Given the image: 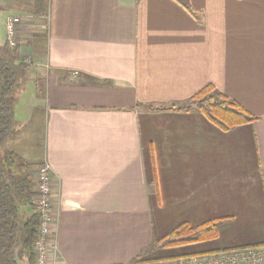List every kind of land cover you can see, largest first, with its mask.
Instances as JSON below:
<instances>
[{
	"label": "crops",
	"instance_id": "crops-1",
	"mask_svg": "<svg viewBox=\"0 0 264 264\" xmlns=\"http://www.w3.org/2000/svg\"><path fill=\"white\" fill-rule=\"evenodd\" d=\"M10 16L33 63L8 149L52 169L58 264H130L213 220L217 239L140 260L264 245V0H0V50ZM208 86L258 120L147 108Z\"/></svg>",
	"mask_w": 264,
	"mask_h": 264
},
{
	"label": "trees",
	"instance_id": "trees-1",
	"mask_svg": "<svg viewBox=\"0 0 264 264\" xmlns=\"http://www.w3.org/2000/svg\"><path fill=\"white\" fill-rule=\"evenodd\" d=\"M16 50L11 49L8 43L0 50V264H19L18 256L22 257L24 254L28 257L29 264H35L33 247L39 235L40 215L33 202L37 196L34 172L38 167L32 166L8 149V144L16 133L10 104V96L18 82L16 69L25 72L32 67V64L24 61L16 65L19 60ZM147 108L199 112L223 131L250 125L258 120L236 101L211 86L198 92L184 105L160 108L149 105ZM223 221L213 220L199 225L182 224L156 244L150 245L130 264H147L150 261L140 259L157 249L215 240L218 237V225Z\"/></svg>",
	"mask_w": 264,
	"mask_h": 264
},
{
	"label": "built area",
	"instance_id": "built-area-1",
	"mask_svg": "<svg viewBox=\"0 0 264 264\" xmlns=\"http://www.w3.org/2000/svg\"><path fill=\"white\" fill-rule=\"evenodd\" d=\"M23 19L26 20V18L10 16L6 21V36L11 49L18 47L17 31ZM24 62L33 63L31 59H25ZM34 179L37 196L33 203L40 215L39 235L33 247L35 264H58L57 246L52 237L56 207L50 165L45 163L38 167L34 172ZM152 264H264V245L164 258Z\"/></svg>",
	"mask_w": 264,
	"mask_h": 264
},
{
	"label": "rangeland",
	"instance_id": "rangeland-1",
	"mask_svg": "<svg viewBox=\"0 0 264 264\" xmlns=\"http://www.w3.org/2000/svg\"><path fill=\"white\" fill-rule=\"evenodd\" d=\"M0 33H2L3 36V32L0 29ZM4 38V36H3ZM16 75H17V86L15 88V90L13 91V93L10 96V104L12 106V110H13V114L14 117L17 115L19 108L16 109L19 105H20V101L22 102V98L24 97V94L28 91V89L30 88V76L27 75L25 72L20 71V69H16ZM16 126H15V131H16ZM29 211V210H28ZM159 260H148L150 262H148L147 264H152L155 261H160ZM26 261L28 262V257L24 254L22 257L18 256V263L19 264H27Z\"/></svg>",
	"mask_w": 264,
	"mask_h": 264
}]
</instances>
